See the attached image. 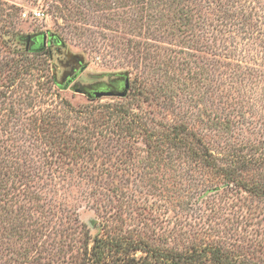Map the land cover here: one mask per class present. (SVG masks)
<instances>
[{
  "label": "rangeland",
  "instance_id": "1",
  "mask_svg": "<svg viewBox=\"0 0 264 264\" xmlns=\"http://www.w3.org/2000/svg\"><path fill=\"white\" fill-rule=\"evenodd\" d=\"M69 2L0 0V264H97L98 239L106 264H264V36L235 54L203 0L192 34L173 0Z\"/></svg>",
  "mask_w": 264,
  "mask_h": 264
},
{
  "label": "trees",
  "instance_id": "2",
  "mask_svg": "<svg viewBox=\"0 0 264 264\" xmlns=\"http://www.w3.org/2000/svg\"><path fill=\"white\" fill-rule=\"evenodd\" d=\"M60 2V6L53 4V8L56 12L61 13L62 16H73L74 7L70 4L69 0H58ZM191 0H173V2L179 7L177 17L174 16V26L176 27V31L181 32L183 31L186 34H192L191 31L193 29V25L195 24V14L199 13L198 11H194V8L189 4ZM157 2V0H148L150 5H153ZM205 2V6L203 8L207 9L208 18L204 19L207 22V26L211 30V34L214 37V40H231V47L234 49V53L236 54H243V48L241 46L244 45V40L253 39V38H260V36H264V0H203ZM155 6V5H154ZM173 17V15H172ZM240 38V41L237 39ZM180 53V52H178ZM137 55L142 54L141 50L136 51ZM263 58V57H262ZM33 61H31L28 65L22 67L23 73H27L33 69ZM187 65V63L185 62ZM256 66L259 65L258 63L255 64ZM248 70L257 71L256 68H248ZM245 78L243 79V81ZM106 117L110 116V113H105ZM115 121V120H113ZM106 126L110 125V121L104 122ZM114 124H120L119 122H115ZM107 130V128H106ZM110 130V128H109ZM112 131H110L111 133ZM3 156L2 152L0 151V158ZM205 157L207 162L212 163L214 159L208 153H205ZM5 161V159H3ZM2 160V161H3ZM1 176V172H0ZM11 177L8 175L5 178ZM4 179L0 178V182ZM143 242V241H142ZM125 245L131 246V242L124 241ZM141 243V241L139 242ZM145 243V242H143ZM106 244L101 243L98 239L93 246L92 249V259L93 262L97 264H106L104 263V259L108 257L107 253L105 252L104 245ZM211 248V253L215 256L218 260H224L226 263L222 264H234L233 259L231 258L230 262L227 260L229 256L219 248V246L206 243L202 246L193 245L191 249L186 251L185 253L175 252L174 254H169V259L172 262L175 259L179 260V257H185L186 261L189 258H193L195 255H198L203 249ZM152 251V250H151ZM186 254V256H185ZM190 254V255H189ZM189 255V256H188ZM185 263V262H183Z\"/></svg>",
  "mask_w": 264,
  "mask_h": 264
},
{
  "label": "water",
  "instance_id": "3",
  "mask_svg": "<svg viewBox=\"0 0 264 264\" xmlns=\"http://www.w3.org/2000/svg\"><path fill=\"white\" fill-rule=\"evenodd\" d=\"M28 42H29V39H28ZM86 69V67H83L81 68L80 72H83L84 70ZM77 77V76H76ZM75 77V78H76ZM72 81V80H71ZM70 81V82H71ZM69 84H66V88L68 87ZM130 85H129V79L126 78L125 80V84H124V88H123V91L122 92H119L118 94H116L117 96L119 97H125L126 94H127V91L129 89ZM78 92L82 93L81 90H78ZM89 97H96V98H101L103 96H115V94L113 92H94L93 94H88Z\"/></svg>",
  "mask_w": 264,
  "mask_h": 264
},
{
  "label": "flooded vegetation",
  "instance_id": "4",
  "mask_svg": "<svg viewBox=\"0 0 264 264\" xmlns=\"http://www.w3.org/2000/svg\"><path fill=\"white\" fill-rule=\"evenodd\" d=\"M33 41L34 43L38 44V45H41L40 46V49H44L46 44H47V37L46 36H43L42 38H40L39 40L37 38H33ZM50 42V41H49ZM59 42L58 39H55L54 40V44H57ZM31 41H29L27 44L30 45ZM76 75L74 76V78H71L70 80L67 81L66 84H71L73 82V80H75L76 78ZM72 80V81H71ZM71 81V82H70ZM124 87V86H123Z\"/></svg>",
  "mask_w": 264,
  "mask_h": 264
},
{
  "label": "built area",
  "instance_id": "5",
  "mask_svg": "<svg viewBox=\"0 0 264 264\" xmlns=\"http://www.w3.org/2000/svg\"><path fill=\"white\" fill-rule=\"evenodd\" d=\"M34 15L37 16V17H39V18H41V17L44 16V13L41 12V11H37V12H34ZM26 16H27V14H24V17H26Z\"/></svg>",
  "mask_w": 264,
  "mask_h": 264
}]
</instances>
